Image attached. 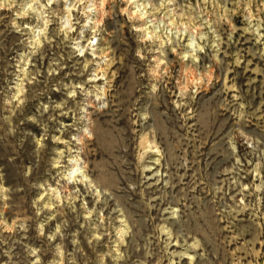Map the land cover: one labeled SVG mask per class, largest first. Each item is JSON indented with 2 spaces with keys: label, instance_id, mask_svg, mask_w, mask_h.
<instances>
[{
  "label": "rangeland",
  "instance_id": "1",
  "mask_svg": "<svg viewBox=\"0 0 264 264\" xmlns=\"http://www.w3.org/2000/svg\"><path fill=\"white\" fill-rule=\"evenodd\" d=\"M0 264H264V0H0Z\"/></svg>",
  "mask_w": 264,
  "mask_h": 264
},
{
  "label": "bare ground",
  "instance_id": "2",
  "mask_svg": "<svg viewBox=\"0 0 264 264\" xmlns=\"http://www.w3.org/2000/svg\"><path fill=\"white\" fill-rule=\"evenodd\" d=\"M67 187H68V186H67ZM67 187H66V188H67ZM64 188H65V187H64ZM68 189H69V188H68ZM68 189H67V190H68ZM65 190H66V189H65Z\"/></svg>",
  "mask_w": 264,
  "mask_h": 264
}]
</instances>
